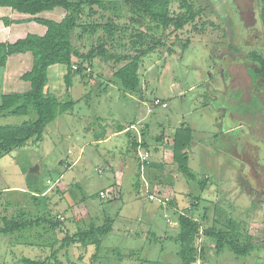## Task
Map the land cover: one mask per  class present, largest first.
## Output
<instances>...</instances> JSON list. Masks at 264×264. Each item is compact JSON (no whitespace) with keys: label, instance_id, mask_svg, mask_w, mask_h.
Segmentation results:
<instances>
[{"label":"rangeland","instance_id":"rangeland-1","mask_svg":"<svg viewBox=\"0 0 264 264\" xmlns=\"http://www.w3.org/2000/svg\"><path fill=\"white\" fill-rule=\"evenodd\" d=\"M107 1L111 4L115 2V15L125 16V8L117 0ZM194 2L198 8L204 10L203 20L213 21L220 28L212 30L207 26V29L203 28V33L194 34L187 27L175 37L167 39L164 47L143 59L139 69L141 84L137 91L127 93L125 97L111 74L117 67L111 68V64L98 58L92 61L93 66L85 64L91 69L90 75L83 72L72 78L68 93L63 77L55 78V68L49 71L46 86L48 94L61 102L72 101L73 106L45 128L40 144L25 150H13L0 158V228L5 212L8 217L21 211L28 215L31 213L32 216L34 213L46 215L49 211L58 212L60 208L51 205L49 201L54 199L64 204L62 195L51 193L48 200L38 195L31 186L45 185L47 190L43 188L45 190L41 189L39 192H48L53 188L47 181L54 182L59 180V176L65 175V183L71 182L73 177L76 179L77 185L72 189L80 199L82 214L87 211L91 217L83 222L84 227L90 223L101 225L106 216L114 219L113 231L103 239L99 251L93 246L88 247L87 250L79 252L83 257L77 260V250H72L75 248L71 245L73 262L68 260L67 264H178V245L174 242L178 229L171 228L170 232L167 230V222L177 220L174 211L168 205L159 207L156 204H132L131 198L135 196L126 182L129 183L132 172L135 175V166L141 160L135 158L134 152H130V139L125 138V144V140L121 139L112 141L107 147H99L95 135L105 131L106 135H112L120 125L131 135L140 138V131L147 126V143L150 151H154V144L159 143L155 141L158 136L168 135L171 140L175 130L184 125L193 131L188 166L195 180L189 181L178 173L176 178L169 175L171 168L176 169L170 142L167 146L169 151L165 152L167 156L163 155L159 162L150 157L149 162L153 167L147 169L148 171L146 168L144 171L141 169V184L145 174L147 177V183L142 188L144 196L157 193L160 198L167 197L168 201H173L169 194L170 189L182 211L190 207L194 196H202L197 208L200 213L198 217L201 218V215L207 213V218L216 219L221 224L230 217L240 222L242 232L239 235L243 239L248 236L254 239L255 248L246 257L234 255L227 247L219 255H212L213 241L203 239V246L207 249L206 257L204 262L199 261L197 264H264V187H259V183L248 179L244 164L235 163L232 154L224 155L227 153L224 150L228 147L227 143H215L213 138L227 129L226 123L222 121L223 114L215 108L219 103L215 99V92L240 90L244 100H248L251 93H256L264 101V85L253 86L247 73V69L253 65L244 62L245 54L257 48L259 41L264 40L262 11L261 8L255 9L254 0ZM178 5L175 3L173 9ZM56 11L61 9L41 16L56 18ZM82 21L87 25L99 22L95 18L92 21L87 17ZM79 33L80 29L74 32L72 43L83 53L95 45L97 38L103 34L101 29H97L94 34L85 33L79 38ZM176 37L179 40L176 41ZM188 37L190 44L182 50L181 44ZM231 44L239 49L238 53L229 49ZM170 48L173 52L169 53ZM224 60L228 64H223ZM155 101L160 104L165 102L167 107H156ZM148 110H151L150 114ZM27 119L24 116L8 115L0 118V125L16 126ZM228 124L231 125V121ZM221 149L223 150L220 151ZM143 152L145 150L141 149V153ZM109 159L122 163V177L118 178L119 181L123 180V188H120L122 196L117 200L111 197L112 194H109L111 196L108 200H102L100 193L96 194L111 181L109 172L103 173L104 162ZM260 159L264 161V152ZM76 160V166L69 172L68 167ZM204 178L209 182L206 190L201 193L198 184ZM32 194H37L36 202H32ZM71 194L74 197L72 192ZM115 194H118V190ZM90 204L98 210L94 212V207ZM175 205L178 206L177 203ZM141 206L142 210L151 207L154 213L150 234L134 216ZM75 215L77 216L69 213L68 219L65 218L62 225L70 223ZM28 234H23V243L36 240L33 232L25 238ZM16 239L15 236L0 235V264H21L19 257L22 253L23 256L35 260L32 255L38 250L31 247L21 250L16 245ZM44 242L40 239L37 243ZM76 244L80 245L77 242ZM95 254V258L92 257Z\"/></svg>","mask_w":264,"mask_h":264},{"label":"trees","instance_id":"trees-1","mask_svg":"<svg viewBox=\"0 0 264 264\" xmlns=\"http://www.w3.org/2000/svg\"><path fill=\"white\" fill-rule=\"evenodd\" d=\"M194 1L117 0L121 7L125 8V16L119 17L113 12L115 2L111 4L107 0H77L74 2L70 0H0V9H8L17 16L16 19L1 17L0 22L5 28L32 24L36 28L43 29L42 33H26L14 41L0 42L1 72L4 71L8 59L13 56L23 55L30 59V66L20 76V80L28 85V89L24 92L5 94L0 98V118L8 115L28 117L20 125H0V158L13 150H25L40 144L43 141L45 128L72 108V101L61 102L46 91L49 80L48 71L52 67L61 66L64 68L63 81L68 93L72 85V78L83 72L90 75L91 69L85 64L88 63L89 66H93L92 61L98 58L104 63L111 64V68L117 67L113 69L111 74L119 84L123 97H125L127 93L137 91L141 84L139 69L143 59L164 47L167 39L175 37L187 27H190V32L194 34L203 33V28H211L212 30L220 28L213 21L203 20L204 10L198 8ZM175 3L179 5L174 10ZM56 9H61V11H56V18L41 16ZM61 13L63 17L59 19L58 16ZM84 17L92 21L95 18L99 22L83 24ZM261 20L264 35L263 11ZM77 29H80L79 38L85 33L94 34L97 29H101L103 34L97 38L95 45L83 53L75 48L72 43L73 34ZM177 40H179L178 37H176ZM189 44L190 38L188 37L181 44L182 50H185ZM229 49L235 53L239 52V49L232 44ZM168 52H173V50L170 48ZM227 62L224 60L223 64ZM244 62L253 65L247 69L252 83L256 86L258 83L264 85V40L259 41L257 48H253L245 54ZM73 66H76V70H73ZM240 96L241 92H232L233 99L240 100ZM252 99L250 107H256L258 104L257 96ZM161 104H165V102ZM242 106L239 108L241 111L244 110ZM113 132H125V137L131 142L129 150L131 153L134 152L133 155L136 159L139 158V149L150 154V146L146 138L147 126L140 131V140L137 135H131L120 125ZM106 134L105 131L100 135H95L96 142L104 140ZM163 139L164 135H160L155 141L161 143ZM192 144L193 131L189 127L182 125L181 128L175 130L170 146L172 160L174 165L176 164L174 171L189 181L195 180V176L188 166L189 150ZM142 164L144 165L143 171L145 168L150 170L153 167L149 161L147 163L138 161L134 183V191L137 194L141 188ZM49 182L51 184L56 183L55 181ZM143 182L145 181L143 180ZM208 182L209 180L204 178L198 184L201 193L206 190ZM56 187L52 188L55 189ZM151 192L150 190L149 193ZM39 193L41 194V192ZM145 197L148 203L155 204L150 202L147 196ZM44 198L48 197L44 196ZM200 198L194 196L186 211L173 210L176 206L174 201L156 204L159 207L168 205V208H172L171 210L177 215L178 232L174 237V242L178 245L176 257L179 264L204 262L207 249L203 246V239L213 241L212 250L210 249L212 255H219L225 247L238 257L250 255L255 248V242L252 236L243 239L239 235L242 232L240 222L229 217L221 224L216 219L207 218V213L201 215V218L198 217L200 213L197 208ZM31 199L32 202H36L37 196H31ZM214 210L217 211V208ZM113 223L114 219L106 216L101 225L94 223L85 227L82 225L83 227L77 229L72 236L64 235V238L58 241L60 244L58 249L54 250L52 245L50 248H45L51 250L50 255L45 259L32 260L22 257L19 261L21 264H63L58 257L59 250L76 242L83 248L93 246L96 251H99L103 239L113 231ZM26 232H33V234L34 232L43 234L63 233V225L62 221L52 216L50 211L46 215H35L34 213L33 216L31 213L28 215L21 211L15 216L2 220L0 235L18 238ZM95 256L96 254L92 257L95 258Z\"/></svg>","mask_w":264,"mask_h":264},{"label":"crops","instance_id":"crops-1","mask_svg":"<svg viewBox=\"0 0 264 264\" xmlns=\"http://www.w3.org/2000/svg\"><path fill=\"white\" fill-rule=\"evenodd\" d=\"M3 16L9 17L11 19L17 18V16L12 14L10 11H8V9H0V18ZM62 17H63V14L62 13L59 14L58 18L61 19ZM42 32H43V29H41L39 27L36 28V26L32 25V24H23V25H18V26L14 25V26H11L9 28H5L3 26V24L0 22V42L14 41L17 38L23 37L26 33H42ZM29 66H30V59L27 56L18 55V56H13V57L8 59L4 71L3 72L0 71V98L2 95H5V94H10L13 92H24L28 89V85L20 80V76L23 74V72L25 70L28 69ZM60 68H61L60 66H55V67L51 68V69H54L55 78L56 77L62 78L63 75L65 74V70L60 69ZM49 71H48V74H49ZM46 91H47V89H46ZM124 133L125 132H120V133H113L112 135H106L104 140L98 142L97 146L107 147V146H109V144L112 141L117 142V140L118 141L121 139L125 140L126 137H125ZM169 137L170 136H168V135H164L165 139L163 140V142L154 144V146H155L154 151H150L151 159L154 158V159H156V161L159 162V160L163 159V155H166V156L168 155V154H166L169 151L167 149L168 148L167 146L172 141V139L171 140L168 139ZM139 140H140V138H139ZM125 143H126V140H125L124 144ZM115 148H116V146H114V149ZM140 153H141V149L138 150V155ZM113 161H114V164H113ZM77 162L78 161L76 160L72 164V166L68 167L67 170L69 172H72L73 166H76ZM104 164L105 165L103 166L104 167L103 173L109 172V174L111 175V181L108 182L107 185H105L104 187L100 188L96 194H99L100 192H105L106 196L104 199L101 198L102 200H108V197L111 196L109 194H112L111 197L113 199H115V198L121 199V189L120 188H123V187H121L123 180L119 181L118 178H119V176L122 177L123 171L120 169L122 163H119L117 160H114V159H109V160H106L104 162ZM135 167H136L135 168V175L133 176V172H132V174L129 177V183L126 182L130 192H133L134 196H135V198L134 197L131 198V200L133 201L132 204H134V203H136V204L141 203V205L150 204V203H148V201L146 200V197L144 196V194L142 192L143 184L147 183L146 174L144 177L145 182H143L141 184V188H140L139 193L137 194L133 190L134 189V183L136 181L135 178L137 175V165ZM167 168L169 169L170 167L167 166ZM169 172H170L169 175L171 177H173V178L177 177V173L174 170H172V168L170 169ZM65 177H66L65 175L59 176V180L55 181L57 183L55 186H57V187L53 190H49L48 192L43 191V192H41V194L39 193V191H41V189L45 190L43 188H46V190H47V187H45V185H43L41 187H37L36 185L31 186V187H33V189H35V192L38 195L43 196V197L44 196L48 197V195L51 193H55L57 195H62V197L65 200L64 204H62L60 201H57L54 199H52V200L50 199V201H49L51 205H55L56 208H60L59 211L56 213L51 212V215L59 218L60 221L64 222L65 218L68 219L69 213L77 214V216L75 215L73 217V219L70 223L64 224L63 233L56 232V233L43 234V233L34 232V238L36 240L33 242H30V243H28V242L23 243V240H22V239H24L23 236L18 237L16 239V245L21 250H22V248H26V247H31V248L38 250L37 252H35L32 255V258H34L35 260H42V259H45L46 257H48L50 255L51 250L45 249V248H50L52 245L54 250L58 249V247L60 245L58 241H61L64 238V235H66V234H68L69 236H72L74 233H76L77 229L80 228L79 225L84 226L83 222H85V220L89 219V217H90L89 213H87V211H86V213L83 212V214H85V216L82 214V211H81L82 209L79 206V200L80 199H78V197L76 196V194L74 192V189H72L73 187H75V185H77L75 183L76 179L73 177L71 182L65 183L63 181ZM76 187L78 188L79 186H76ZM5 190L6 189L3 190L4 193H5ZM113 190H114V194H113ZM117 190H118V194L116 195L115 193L117 192ZM18 191H22V190H18ZM71 192L73 193L74 197H72ZM37 194H32V195L37 196ZM169 194L171 196V199L175 203H177V205H178V206H175L173 210L177 209V211H180L181 209L179 208V204H178V202H176L174 194L172 191H170V189H169ZM72 198H74V199H72ZM90 205L94 207L93 208L94 212H96V210H98L93 204H90ZM156 206H158V205H156ZM142 209L143 208L141 206L139 208V212L135 213L134 216L136 217L137 220H140V224L142 225V228H145V231L148 234H150L151 230L153 229L152 220L154 217V213H153L151 207L149 209H146V210H142ZM97 213H98V211H97ZM5 215H6V212L2 216V220L4 218H10V217L5 216ZM79 215H81V216H79ZM92 215H93V213H92ZM167 223H168V225H167L168 232H170L171 228H173V230L178 229L177 220L170 221ZM168 232H166V235ZM29 234L27 236H29ZM40 239L44 240L45 242L43 244L37 243ZM72 246L75 248L72 250H75V251L77 250L76 254L78 253V255H79V256H77V258H78L77 260H79L80 257L81 258L83 257L79 254V252L81 253V252H83L82 250H87L88 247H91V246H88L86 248H83L80 245H77L76 243L75 244L73 243ZM77 246H79L78 249L76 248ZM70 247L71 246L59 250L58 257L63 262V264H67L68 260H69V262H73L72 261L73 254L70 251ZM21 255L22 256L19 257V259L22 257H25V256H23V253Z\"/></svg>","mask_w":264,"mask_h":264},{"label":"flooded vegetation","instance_id":"flooded-vegetation-1","mask_svg":"<svg viewBox=\"0 0 264 264\" xmlns=\"http://www.w3.org/2000/svg\"><path fill=\"white\" fill-rule=\"evenodd\" d=\"M254 5L255 9L260 10L262 8L261 0H254ZM226 83L228 87V81ZM258 84L257 86H259ZM260 85L262 86V84ZM232 92H241V100L233 99ZM214 94L215 99L219 101L215 108L223 114V118H221L224 124L226 123L225 129L227 128L221 135L213 136L215 143H227L228 147L224 149L227 153L225 152L224 155L232 154L235 157V163L244 164V168L248 171V179L259 183V187H264V161L260 159L264 152V101L256 93H251L249 99L244 100L240 90L225 93L215 92ZM254 96H257L258 104L256 107H250ZM242 104L245 105L242 106ZM241 106L243 111L239 110ZM229 121H231V125L228 124ZM238 123L240 124L237 125Z\"/></svg>","mask_w":264,"mask_h":264},{"label":"built area","instance_id":"built-area-1","mask_svg":"<svg viewBox=\"0 0 264 264\" xmlns=\"http://www.w3.org/2000/svg\"><path fill=\"white\" fill-rule=\"evenodd\" d=\"M73 70H76V66H73ZM159 105H161L162 108H165L166 107V104H160L158 101H155L154 106L157 107ZM150 112H151V110H148V114H150ZM149 159H150V154L148 152L145 151V152L139 154V160H141V163H144V162L147 163L149 161ZM141 169L142 170L144 169V165L143 164L141 166ZM47 183L48 184H51L49 181ZM55 184L56 183H52L51 184L52 187H54ZM105 196L106 195H105L104 192H100V197L102 199H104ZM147 197H148V199H149L150 202H154L155 204H164V203H166L169 200L167 197L160 198L159 195H157V193H156V195H154V194H147Z\"/></svg>","mask_w":264,"mask_h":264},{"label":"water","instance_id":"water-1","mask_svg":"<svg viewBox=\"0 0 264 264\" xmlns=\"http://www.w3.org/2000/svg\"><path fill=\"white\" fill-rule=\"evenodd\" d=\"M262 11H263V17H264V0H262Z\"/></svg>","mask_w":264,"mask_h":264}]
</instances>
